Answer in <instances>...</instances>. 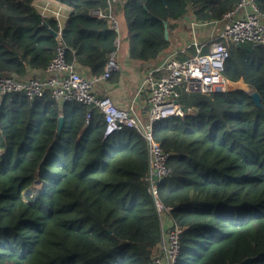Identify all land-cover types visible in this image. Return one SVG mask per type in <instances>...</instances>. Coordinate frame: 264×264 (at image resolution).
Returning <instances> with one entry per match:
<instances>
[{
	"label": "trees",
	"instance_id": "obj_1",
	"mask_svg": "<svg viewBox=\"0 0 264 264\" xmlns=\"http://www.w3.org/2000/svg\"><path fill=\"white\" fill-rule=\"evenodd\" d=\"M34 1L0 0V72L45 67L59 44L69 62L103 72L118 33L92 10L107 1L54 0L71 8L60 37L59 20ZM237 2L127 0L113 13L123 16L129 57L143 63L169 45L166 22L170 30L188 4L200 17L221 18ZM227 45L224 73L259 92L261 105L243 88L185 92V115L155 124V139L172 152L157 196L145 179L148 141L135 127L105 138L102 115L95 110L86 125L80 103L3 96L0 264H150L163 233L156 198L173 206L169 219L184 228L181 264H236L248 256L255 257L248 264H264V45Z\"/></svg>",
	"mask_w": 264,
	"mask_h": 264
},
{
	"label": "built area",
	"instance_id": "obj_2",
	"mask_svg": "<svg viewBox=\"0 0 264 264\" xmlns=\"http://www.w3.org/2000/svg\"><path fill=\"white\" fill-rule=\"evenodd\" d=\"M101 1H107L108 10L99 7L92 10V14L108 21L118 33L117 47L108 51L102 77H88L82 73L77 69L76 62L67 60V45L59 44L43 68L42 75L1 74L0 100L5 95L18 93L30 101L43 98L58 103H80L86 107V125L90 124L95 110L102 115L105 138L114 131L135 127L148 141L150 171L145 179H150L148 189L157 196L159 183L172 172L168 165L172 152L165 151L155 139V124L167 117L185 115L186 108L181 102L185 92L210 95L215 91L241 89L239 81L232 80L224 73L226 60L230 56L227 42L264 45V10L257 0H238L221 18L189 20L187 38L181 46L168 45L153 59L143 63L131 62L135 69L130 78L133 100L127 108H123L111 95L98 94L97 91L101 78L108 79L113 72L126 75L118 57L122 22L112 13L114 0ZM202 29L210 32L206 36L201 35ZM62 30L60 26L57 37L62 35ZM245 89L251 91L249 85ZM143 95L147 101L145 116L137 112V104ZM153 174H157V180ZM155 202L160 211L163 233L155 245L150 264H178L184 228L170 221L173 206H164L159 198Z\"/></svg>",
	"mask_w": 264,
	"mask_h": 264
},
{
	"label": "crops",
	"instance_id": "obj_3",
	"mask_svg": "<svg viewBox=\"0 0 264 264\" xmlns=\"http://www.w3.org/2000/svg\"><path fill=\"white\" fill-rule=\"evenodd\" d=\"M35 5L38 8V10L47 17L54 16L57 20H59V24L62 28H64L68 23L69 14L71 11L70 7H67L63 5L62 3L54 0H35ZM126 0H114L113 6L116 3H119L120 5L125 4ZM113 6H112V13H113ZM123 6V5H122ZM105 11L108 10V8L103 7ZM114 14V13H113ZM116 16V15H115ZM118 18L123 21L122 14L117 15ZM192 18L202 19V18H211L207 16L200 17L196 13V9L191 5L188 4L187 11L183 13L181 18L177 21H175L172 24V28L168 29V37L170 38L169 45H175L174 47L181 46L186 41V34L188 30V23L189 20ZM209 31H205L204 29L201 30V35L206 36ZM121 42L118 48V57L120 62L123 64L122 68L123 71H125L126 75L128 76H121L118 79H112L111 77L108 79L101 78L97 83V91L98 94H107L111 95L115 102L123 108H127L128 105L131 104L133 100V92L131 89L130 84V78L135 72V69L132 66L131 62H137L131 60V57H129V39L126 37H123V34L121 35ZM77 69H79L82 73H84L86 76H99L102 77L103 72L100 74L96 73L95 70H93L92 65H82L79 62H76ZM43 68L44 67H29L27 71V75H42L43 74ZM241 84L239 87L245 89L248 84L243 80H238ZM245 83V86L243 84ZM147 106L146 96L143 95V97L140 99L139 103L137 104V107L139 108V112L142 113V115L145 116V108Z\"/></svg>",
	"mask_w": 264,
	"mask_h": 264
},
{
	"label": "water",
	"instance_id": "obj_4",
	"mask_svg": "<svg viewBox=\"0 0 264 264\" xmlns=\"http://www.w3.org/2000/svg\"><path fill=\"white\" fill-rule=\"evenodd\" d=\"M165 37L166 38H169L168 37V23L166 22V29H165ZM1 74H3L2 72H0V75ZM14 74V73H13ZM251 96L253 97V99H254V101H255V103L257 104V105H261V96H260V94H259V92H257V91H252V93H251ZM147 109V106H146V108H145V110ZM145 115H147V113H145ZM63 122H64V116L63 115H61L60 116V119H59V128L61 129V127H62V125H63ZM153 178L155 179V180H157L158 179V176H157V174H153ZM255 257L254 256H248V257H246V259H244L243 261H241V262H238V263H236V264H248L252 259H254Z\"/></svg>",
	"mask_w": 264,
	"mask_h": 264
},
{
	"label": "rangeland",
	"instance_id": "obj_5",
	"mask_svg": "<svg viewBox=\"0 0 264 264\" xmlns=\"http://www.w3.org/2000/svg\"><path fill=\"white\" fill-rule=\"evenodd\" d=\"M174 46H175V45H172V47H174ZM184 94H185V93H184ZM184 94H183V96H184ZM183 96L181 97V101H182ZM137 112L140 113L138 107H137ZM140 114L142 115V113H140ZM142 116H143V115H142ZM28 189H29L30 191H32L34 194L37 193V192H36V186H31V187H29ZM180 262H181V261L179 260L178 264H181Z\"/></svg>",
	"mask_w": 264,
	"mask_h": 264
}]
</instances>
